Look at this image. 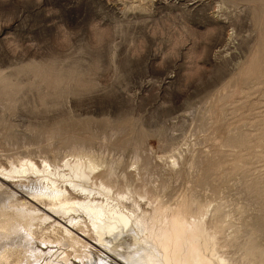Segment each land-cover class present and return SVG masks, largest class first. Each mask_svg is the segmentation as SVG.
<instances>
[{
    "label": "rangeland",
    "instance_id": "374dc122",
    "mask_svg": "<svg viewBox=\"0 0 264 264\" xmlns=\"http://www.w3.org/2000/svg\"><path fill=\"white\" fill-rule=\"evenodd\" d=\"M87 157L98 164L92 182L112 195L91 199L120 197L146 220L193 202L235 239L227 256L249 238L264 252V0H0V169L30 160L67 174L66 162ZM40 179L0 172L5 194L49 209L47 187L32 186ZM52 214L34 239L68 243L53 225L71 221Z\"/></svg>",
    "mask_w": 264,
    "mask_h": 264
},
{
    "label": "bare ground",
    "instance_id": "6f19581e",
    "mask_svg": "<svg viewBox=\"0 0 264 264\" xmlns=\"http://www.w3.org/2000/svg\"><path fill=\"white\" fill-rule=\"evenodd\" d=\"M97 166L96 161L87 157L66 162V167L69 170L67 174H61L59 169L51 168V164L48 163L40 168L30 160L11 169H0L1 173L13 177L15 173L17 175L37 173L43 183H40L41 181L33 182V188L42 191L47 187L45 195L52 199L49 209L40 206L31 207L28 206L29 204L18 201L14 193L6 192L8 194H5V190L3 191L0 186V237H8L7 241L9 242L5 247L0 244V264H33L29 262L33 260V255L40 256L39 261L46 259L45 263L42 262L43 264H96L98 259L92 244L94 242L82 239L84 235H89L88 233H91L92 237L94 236L93 240L99 241L103 246V256L107 257L106 264H114L109 258L113 257L110 253L117 254L123 259L126 255L136 253L139 255L138 259L145 260L144 264H260L264 261V252L261 248L259 250V247L257 248L250 238L242 244L240 256H227L224 251L228 247L234 246L235 239L226 238L224 235V238L221 237L225 233L223 225L222 228L215 221L212 225L207 223L206 214L210 209L202 205L193 208V202H185L188 203H184L185 206L187 205L186 207L181 206L182 208L180 207L171 214L163 213L162 208L159 210L158 207L155 208L153 214L150 213L151 216L146 220L145 213L140 216L136 214V216L135 213L132 214L124 210L118 200L120 197L116 198V201L113 197V201L107 198L104 202L91 199V196L95 198L94 194L111 195V190L107 185L103 183L96 185L92 182L91 175L93 170L98 168ZM59 179L66 180L74 188L84 192L87 195L86 199L76 201L69 195L67 196L66 192L57 184ZM40 210L47 212L46 214L57 213L71 221L70 225L67 224L64 227L55 221L53 226L57 227V231L61 228L66 238L70 240V244L69 240L66 241L68 242L66 244L70 245L69 250L73 249L74 254L71 252L72 256H69H74L73 260L67 257L68 251L57 246L59 243L61 245L64 240L60 242L59 239V243H57V240L54 242L51 240L52 238H44V235L37 241L34 239L40 234L36 233L37 227L40 228V225H44L43 223L49 218ZM217 210L220 208L217 207ZM220 213H222L221 210ZM52 215L54 217V214ZM210 217L212 219V216ZM61 221L66 222L67 220L63 221L61 218ZM75 228L81 230V233L78 230L75 232ZM140 232H143L142 237H139L141 236ZM144 232L147 234L144 235ZM14 235L15 237H13ZM46 237L50 238V236ZM16 238L23 240L26 246L23 247L15 243L14 239ZM66 238L64 239L66 240ZM36 243L40 245L39 248L34 247ZM66 244L64 241L62 245ZM70 247L72 248L70 249ZM128 248L133 250L129 251ZM123 250L124 253L121 252Z\"/></svg>",
    "mask_w": 264,
    "mask_h": 264
}]
</instances>
